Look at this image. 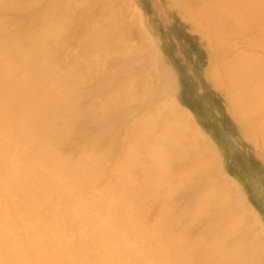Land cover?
Instances as JSON below:
<instances>
[{"label": "bare ground", "instance_id": "bare-ground-1", "mask_svg": "<svg viewBox=\"0 0 264 264\" xmlns=\"http://www.w3.org/2000/svg\"><path fill=\"white\" fill-rule=\"evenodd\" d=\"M41 1L0 0V264H251L253 259H260L263 256L259 251V245L263 244L260 235L254 239L258 247L252 244L250 248L255 246L253 251H245V245L236 242L231 246L227 244L238 229L244 232L248 229L243 222L245 216L243 218L239 212L236 213L241 217L240 221L227 222L229 225L212 239H208L207 230H201L202 234L195 233L196 236L190 232L188 219L195 220L200 213L208 214L209 218L219 212L215 213L212 229L209 227L213 231L218 216L220 218L223 212L225 217L231 212L227 209L233 194H228L220 182L219 187L212 181L213 186L203 185L207 187L201 194L195 192V195L200 194L195 197L196 201L184 208L171 196L179 189L200 187V184H193L198 183L200 176L195 177V172L198 174L201 169L200 174L204 175L207 170L203 172L202 169L211 165L208 163L210 155L205 154L200 156L199 162L195 160L196 165L189 164L185 169L176 166L177 171L174 170L180 159L188 160L192 157L188 155L194 151L200 153L204 143L177 121V116L184 117L186 123L193 124L189 112L186 114L169 106H156L155 111L152 106L131 124L130 129L127 128L122 139L113 136L108 141V136L105 140L107 132H114V129L107 131V124L104 132L99 130L102 133L92 134L95 136L91 138L92 145L83 146L81 151L78 150L79 154L62 155V145L68 143L71 146L69 142H76L77 139L72 138L79 135L78 128H84L83 124L87 127L88 120H102L103 110L105 117L107 114L112 116L129 103L134 105L142 101L141 97H151L154 91L152 85L139 84L134 79L127 81L126 87H123L126 79L120 82L119 73H137L141 59L136 60L138 65L128 59L134 53L139 55L140 50L126 45L128 42L122 35L126 32L120 29L119 22L106 28L97 21L95 24L101 27L96 26L98 28L94 30L86 21L82 27L84 38L77 46L84 53L81 51L77 57H70L67 50H70L72 40L67 32L73 26L72 0H48V5H41L44 11H41L39 24L38 20H30L33 24H27L24 31L22 25L17 24L18 20L8 15L31 11L38 7L36 3L43 4ZM93 2L90 1V8L95 4ZM112 4V0H105L99 8L100 16L102 13L115 15ZM199 5L198 16L219 40L227 34L247 38L251 30L264 22V0H203ZM89 7L82 9L89 12ZM13 20L21 30L13 25ZM18 23L23 22L19 20ZM120 37H123V43L121 39V43L115 41ZM255 40L251 48L259 45L257 48L264 49V39ZM228 48L223 45L215 52L221 59L226 81L238 98L239 112L244 110L254 115L261 112L255 121V134L260 135L264 148V56L257 55L258 51L255 54L247 50L229 57ZM90 49L99 53L97 60L86 59ZM118 58L128 59L131 63L127 60L123 63ZM117 61L122 62L121 66L113 64ZM115 74L120 76L116 78ZM117 79L122 84L119 85ZM116 81L117 85L112 87ZM99 98L103 100L98 104ZM124 113L126 111L121 115ZM125 118L122 120L128 122ZM122 120V124L125 123ZM111 122L109 128L117 123ZM118 125L114 127L115 131ZM162 125L166 128L158 134ZM87 129H83L85 133L81 130L80 134L86 135ZM78 140L80 142L82 138ZM74 145L77 149V144ZM109 176L115 180L111 177L113 180L103 185L102 180ZM160 200H163V205L160 202L162 208L152 217V209ZM234 208L236 206L231 217L234 215L235 218L238 214ZM239 222H243L242 226L245 224L244 228ZM16 226L22 231L18 233L14 229ZM251 232L253 237L255 230ZM245 239L247 242L251 238Z\"/></svg>", "mask_w": 264, "mask_h": 264}, {"label": "rangeland", "instance_id": "rangeland-1", "mask_svg": "<svg viewBox=\"0 0 264 264\" xmlns=\"http://www.w3.org/2000/svg\"><path fill=\"white\" fill-rule=\"evenodd\" d=\"M72 1L73 3H72L71 14H72L73 26H71V29H69V33L67 32V35L71 36L69 40L70 41L72 40L70 42V50L69 49L67 50L68 52L70 51L69 56L77 57L82 51V49L79 48L80 46L79 47L77 46L79 42L84 38L82 27L86 25V21L88 22L87 24L89 25V27H91L94 30H96L99 26L101 27L102 24H103L102 27L106 26V28H111L113 24L119 22L120 29L126 32V34H122L125 35L126 38L125 41L128 42L126 43V45H131L136 50L138 51L140 50L141 53V54L139 53L140 56L137 55L138 52L137 54L134 53L132 54L133 56L130 55L134 58L132 59V57L131 58L129 57L128 59L130 61L134 60L133 61L134 64H137L139 59H141L142 61L140 60L139 62L141 65L139 63H138L139 65L138 64L137 65L138 67L141 66L142 68L139 67L140 68L138 69L139 71H137V73L135 71V74L134 72H131L132 75H129L131 74L130 71L126 72L127 76H125L126 75L125 73H123L124 75L122 73H119L121 74L120 77L121 81L117 79L118 83L120 85L122 84L120 83L122 82V79L123 80L126 79L125 83L123 84V87H126L127 81H129L130 79H134L139 84L144 83L146 85H152L154 92L151 95V97H147V96L141 97L142 101L140 100V102L142 103L138 101H137L138 103H136V101L132 102L133 104L136 103L134 105L129 103L125 108L122 109V111L118 110L112 116H110V114H107V117H105L106 112L104 113L105 110H103V112H101L100 114V116L101 115L104 116L102 120L100 119V121L102 122H100L99 119L95 121L88 120V123L86 122V124H88L87 127L85 126V124H83L84 128H78L77 133L80 136L75 135L76 137L74 136L72 138V140L74 138L77 139L76 142H74L75 140L73 141V143L69 142V145L71 144V146H68V143L67 145L65 144L66 146H68L67 150L64 148L65 145H62V147L60 148L62 155L73 154L74 152L76 154H79V151H81V148L83 146L92 145L91 143L93 140L91 141V138L95 135L94 133L96 132L98 134L104 132V128H105L104 126L106 125L107 127V124H108L107 131L112 132L111 129H114L113 133L115 134V132L117 133L118 131L120 132L119 133L120 135L117 134L114 135L113 133L107 132L108 134L106 133L107 136L105 135L106 138L104 139L106 140L108 136H109L108 141H110L111 138H114L113 136L115 137L119 136V138L122 139L126 134L125 133L123 135V133L126 130H127L126 132H128L127 128L131 127V124L134 123V121H136L140 116H144L147 113L148 109L152 108V106H154L155 111H156L155 109L156 106L157 107L169 106L170 108H177L178 110L186 114H188L187 112H189L191 115L192 122L196 128L193 126V124H190L191 122L187 121L190 125L186 123V119L184 117H180L181 118L180 119L177 116L178 119L177 121L183 124V128L190 135H197V137L202 140L201 142L204 143L202 144L203 146L200 153L199 151L198 152L194 151L193 153L191 152L190 155H188V157L192 155V157H189L190 161H188L189 160L188 158H187L188 160H186V158H182L179 160V162L176 161L178 162V165H174V170L177 171L176 166H179L181 168L183 167L185 169L186 167H189V164L196 165L197 163L195 162L198 161L199 158L201 159L200 156L205 154L208 156L210 155L209 156L210 161H208V163H211V165H209L211 168L207 165L206 167L207 169L206 168L202 169L203 172L207 170L206 173L204 172V175L200 174L202 173L200 172L201 169L198 170V174L195 172L194 175L195 177L198 178V176L200 175L199 179L201 177L203 179L202 178H201L202 180L198 179V183H196L197 179L194 177L195 179L193 178V180L196 182H193V184L194 183L197 185L200 184L202 187L201 186L198 187L196 185H194L195 187H197L195 189L194 188L190 189L189 187H187L188 189H190V191L187 188L179 189V191L173 192L171 196H174V198H176V200L173 199L174 202L177 201L178 205H180L181 208L182 207L184 208V205L186 207L188 205H191L194 201H196L195 199H197L199 195L202 193L203 191L202 189H205L207 186H209L207 185V183L210 184L212 181L213 184H217V186L219 187V182H220V185L226 188L224 190H226L228 194L230 195L233 194V196L231 197L232 200L229 201L230 204L228 205V207L230 205L232 207L230 206V208L227 209V211L233 212V207L236 206V209L238 208L237 209L238 211L234 208V212L235 213L239 212L240 216L242 217L245 216L246 219H243L244 221L243 220L242 221L245 222L246 225H248L247 227L244 224L245 228L246 229L248 228L247 230H245L246 232H244L243 229L242 230L238 229L237 232L232 234L231 238H229V240L231 239L229 242L227 239L228 242L227 244L229 246H231L230 244L235 245V242L237 245L241 244L240 246H244V245L246 246L247 244H249L246 246L249 248H246L244 246L245 251H248L251 248L252 244L255 245L256 248L258 247L257 245L259 244H257V242H254L256 241L254 239H256V237H259L260 235V238L263 237L261 239V241H263V244L262 245L260 244L261 246L259 245V247L263 250L259 249V251L261 254H263V256L259 255V257L262 256L260 257L261 260L257 257L255 258L256 260L255 259L252 260L251 264H264V148L262 147V142L259 137L260 135L259 136L256 135L257 133L255 132V121L261 112L257 115L247 114L246 112H244V110H241V112H239L238 109L239 105L237 104L238 98L236 97L234 91H232V89L229 87L225 78L226 75L224 74V69L221 64V59L218 56V54L215 52L217 50L222 49V46L224 45V47L230 48V49L228 48L229 51L227 53V56L229 57H235V54L238 55L239 51L240 52L242 51L244 53L247 50L249 51V53L255 52V54H257L256 51H258L257 55L263 57L264 51L262 50L264 49L257 48L259 45H257V47L256 46L253 47L252 49L251 47L253 45H251V43L253 42V40H255V38L259 39V41L260 40L262 41L264 39L263 36L264 31L261 32L262 29L264 28V26H262V24L264 25V22L255 30L254 29L251 30L247 35L249 36L247 38L245 37L243 39L240 38L238 35H233L229 33L230 35L227 34V36H225L222 40H219L215 36V33L206 27L204 20L198 16V12H199L198 8H200L199 3L201 4L203 0L202 1L196 0V3L195 0L193 1L191 0L193 3L190 0H112L113 2L112 6H113V10H115L114 11L115 15L117 13V15L120 14L121 16H123L121 17L120 15H118L119 20L117 19L118 18L117 15L115 16L111 14L113 15L111 16L110 13L109 14L102 13L103 15H106L105 17L102 15L104 18L100 16L101 13H99V8L101 7V5L104 3L105 0H96V2H93L95 0L93 1L72 0ZM90 1L93 2V4L95 3L94 5L91 4L92 6L91 8L94 7L92 10L89 7ZM188 1H190L191 3ZM41 2H43V4H41L40 2H38L40 3V5L36 3L37 5L36 4L35 5L36 7L37 6L38 7L32 8L31 11L28 12L22 11L20 13H15V14L9 13L8 15L9 16L11 15L12 19L18 20L17 24L22 25L23 27L22 31H24L26 30V28H28L25 26H29L31 24L29 23L30 20L32 21L38 20V24H39L40 17L42 15L41 11H44V6L41 7V5H48V0L45 1L43 0ZM82 6H85L86 8L89 7L91 11L90 10L89 12L86 11L88 8L83 10L82 8L85 7ZM46 7L47 6H45V10ZM34 9L35 12H33ZM35 14L36 17H34ZM88 14L89 16H87ZM11 17L9 21L12 20ZM115 17L118 21H116ZM14 20H13V25L15 24ZM19 20L23 23L22 24L18 23ZM97 21H99L101 25L98 26L97 24H95V22L97 23ZM93 24L94 26H92ZM20 25L19 26L17 25V28L21 30ZM257 31H259V33ZM74 32L75 34H73ZM257 35H259L260 38ZM123 37H120L119 40H115V41L117 43H121L122 40L123 43L124 41ZM247 44H249L250 47ZM68 52H66V55L69 54ZM86 53H87L86 59H90L89 61L92 60L95 61L98 59L99 53H97L96 51L90 49ZM120 59L121 61L123 60L122 61L123 63L129 61L128 59H124V58H120ZM120 59L118 61H120ZM118 61L113 64L119 65L120 63H122ZM119 66H121V64ZM119 74H115L116 78L120 76ZM113 78H115V76ZM112 81H114V79ZM111 83L113 84L114 82ZM115 83L112 85V87L117 85V81ZM102 100H103L102 98H99L96 103L98 104L102 103ZM144 100H147L145 101L146 103L144 102ZM137 104L139 105L137 106ZM126 108L127 110H125ZM124 111H126V113H124L125 115L123 114L122 116L121 114ZM124 116L126 117L125 120L126 121L128 120V122L122 120ZM117 117H120V119H117ZM113 120L116 121L117 123L120 122L121 123V124L119 123L120 126L117 123L114 124ZM121 120L126 124L125 123L122 124ZM129 120L131 121L129 122ZM89 121H92V123ZM109 122L113 123L115 126L117 125L119 126L118 128L116 127V131L114 128L115 126L110 125L111 128H109V124H110ZM89 123H91V125ZM92 124H94L97 127L95 128L94 125ZM122 125L123 128L121 127ZM89 126H91V128H93L94 130L93 129L91 130ZM88 127L89 129H87ZM120 127L121 129L119 131ZM101 128L103 129L101 130ZM164 128H166V126L164 125L158 128V134H161L162 133L161 130H163ZM83 129L89 130L86 132V135H84L85 137L83 136V134H80L81 130H82L81 133H85V130ZM99 130L102 132H100ZM88 134L91 137L88 136ZM110 134L112 135V137H110L111 136ZM77 136L80 139L82 138L80 142H78L79 138H77ZM87 137L90 138V140L87 139ZM86 140L88 142H86ZM75 143L77 144V149L75 148L76 147V145H74ZM104 144H106V141ZM74 148L76 150H73ZM118 148L116 149L120 151V149ZM117 150L115 151V153L117 152L118 155L119 151ZM194 153L196 154L199 153V154L194 155ZM181 168L178 169V172L181 171ZM111 177L112 176H109V178L107 179L105 178L104 180H102L103 185L107 184L110 181V179L115 180L114 177H112L113 179ZM205 178L208 179L206 180ZM217 179L218 181H216ZM221 181L225 183L223 184ZM193 184L190 187H193ZM203 185H207V186L205 187ZM210 185L213 186L212 184ZM217 186L214 185V187H216L217 189H221L218 188ZM200 188L201 191H199ZM193 189L194 192L191 191ZM183 190L186 192H184ZM195 192H199V193L201 192V193L200 194L196 193L195 195ZM181 193H183L182 197H181L182 195ZM168 196H165L167 200L169 199ZM189 197H191L192 199ZM160 202L161 200L157 203L156 206L153 207L152 209L153 213L151 214L152 217H154V214L156 215L157 213H159L158 211L162 208L161 204L163 205L162 203L163 200L161 204ZM190 202L192 203L190 204ZM244 206L247 210L244 208ZM215 213L213 214V216L209 214L211 216L209 218L210 220L212 218V221H210L209 218L207 217L208 214H203V213L199 214L202 215L201 217L202 219L199 217V215H196L194 217L195 220L188 219V222L190 223L192 228L190 230L193 231L190 232L194 236H196L198 235L199 232L201 233L202 231L205 232L207 230L208 232L207 231L206 232L208 235V239H212L214 235L215 237L217 235H220V232L224 230L226 225H229V223L227 224V222L230 221L233 222V220L237 221V219H239L240 221L241 219L238 213H236L238 214V217L234 218V215L231 217L232 213L231 214L228 213L230 214L228 215L227 212H226L227 216L224 215L225 217H223V214L225 213L222 212L221 215L219 214L221 219L218 216V219L220 220L217 219L218 221V223L216 221L217 226L213 224L214 229L212 231L209 229V227L210 228L212 227L211 224L214 223L213 220L216 217L215 215H217L219 212H217V214ZM221 216L224 218L223 220H225L227 217L226 221H223ZM221 220L225 224L223 222L219 223ZM194 222L195 224L197 222V224L194 225ZM243 222H239L240 227L242 228H244V225L242 226ZM215 226L216 229L218 228L217 230L215 229ZM14 229L18 233L22 231V229L19 226L14 227ZM239 230L241 231V233L239 232ZM248 230H250V232L251 231L254 232L255 230L253 237H251L253 233L251 232L252 233L251 234ZM244 233H246V236L244 235ZM249 233L251 234V236ZM209 235L211 236L210 238ZM235 235H238L239 237ZM245 237L251 239H248V241L246 242ZM243 239H244V243H243ZM239 241L241 242L238 243ZM252 242H254L255 244ZM253 247L252 249H250L251 251H253Z\"/></svg>", "mask_w": 264, "mask_h": 264}]
</instances>
